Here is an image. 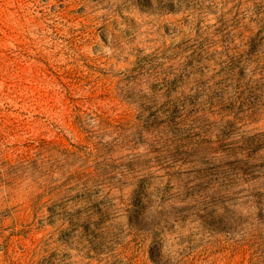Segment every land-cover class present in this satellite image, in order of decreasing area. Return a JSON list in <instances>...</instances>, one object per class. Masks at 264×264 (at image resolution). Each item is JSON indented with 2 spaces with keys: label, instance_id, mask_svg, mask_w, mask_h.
<instances>
[{
  "label": "rangeland",
  "instance_id": "374dc122",
  "mask_svg": "<svg viewBox=\"0 0 264 264\" xmlns=\"http://www.w3.org/2000/svg\"><path fill=\"white\" fill-rule=\"evenodd\" d=\"M0 264H264V0H0Z\"/></svg>",
  "mask_w": 264,
  "mask_h": 264
}]
</instances>
